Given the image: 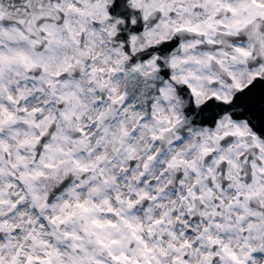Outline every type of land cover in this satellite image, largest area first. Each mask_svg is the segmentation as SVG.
I'll use <instances>...</instances> for the list:
<instances>
[{"label": "clouds", "instance_id": "obj_1", "mask_svg": "<svg viewBox=\"0 0 264 264\" xmlns=\"http://www.w3.org/2000/svg\"><path fill=\"white\" fill-rule=\"evenodd\" d=\"M4 2L23 6L25 0ZM41 2L31 0L34 9L25 14L26 20L32 10H40ZM227 2L235 13L225 10L220 0H120L113 20H107L103 6L111 7L116 0H62L63 15L53 9L51 19L56 25L51 39L57 55L40 74L43 79L26 80L25 69L18 62L5 65V84L20 106L27 108L20 115L33 119V109H44L35 117L39 128L23 120L0 128V140L6 145L0 148V223L4 224L0 259L5 264H11L18 253L16 264H26L27 255L43 257L52 248L59 249L63 264H72V258L83 253L71 247L73 241L65 238V232L78 234L89 252L97 248L96 233L104 239L115 238L121 241L117 250L130 248L135 259L144 251L132 239V232L137 231L149 246L159 245L167 251L161 257L163 264H173L176 255L168 247L169 229L176 232L175 244L184 239L194 242L188 249L191 264H205L204 257L212 251L202 247L207 240L199 241L201 235L218 237L239 251L248 222L256 225L247 234L259 246L264 238V174L259 171L264 167L260 160L264 153L252 147L251 140L247 141L249 147H243L244 138L236 137L220 151L239 167L219 168L216 156L206 159L201 153L205 141L217 146L208 135L209 125L201 123L210 119V112L200 105L193 110L189 91L178 94L183 88L180 77L186 76L203 93L199 99H207L211 94L208 76L223 75L209 56L223 59L239 75L245 66L231 60L237 45L254 46V59L264 62V18L253 19L239 31L229 29L226 25L249 17L254 6L251 0ZM43 3L47 11L55 0ZM69 3L73 9L67 7ZM76 7L81 11H75ZM120 12L134 19L135 25L126 24ZM217 20L223 24H216ZM114 22L120 27L115 28ZM32 28V38L42 40L35 24ZM132 35L137 37L134 42L125 40ZM13 46L33 51L24 41ZM173 57L177 58L174 69L170 64ZM147 60H158L159 65L154 69ZM65 71L66 83H61L56 73ZM172 75L177 77L175 81ZM49 80L54 82L52 87ZM241 83L247 85L246 75ZM161 87L171 89L167 99L160 94ZM7 94L0 103L15 113L17 105L8 104ZM238 102L244 118L256 123L264 108L261 86L242 93ZM202 130L204 135H198ZM174 157L177 166H169ZM253 161L256 169L251 167ZM193 189L196 197L185 199ZM145 191L157 199L138 200L137 193ZM130 200L133 208L128 206ZM110 208L119 216L110 213ZM125 218L135 227L124 223ZM160 218L164 224L155 225ZM108 221L116 227H110ZM213 221H219L221 229ZM188 222L193 233L185 236ZM215 264L229 262L217 258ZM254 264H264V256L255 258Z\"/></svg>", "mask_w": 264, "mask_h": 264}, {"label": "snow or ice", "instance_id": "obj_2", "mask_svg": "<svg viewBox=\"0 0 264 264\" xmlns=\"http://www.w3.org/2000/svg\"><path fill=\"white\" fill-rule=\"evenodd\" d=\"M119 2L120 0H116V3L111 7L103 6V16L105 19L113 20ZM220 2L225 10L235 13L236 9L232 7L230 2H227V0H220ZM251 3L254 6V10L249 17L245 18L243 21L234 20L231 24L226 25V27L229 29L235 28L239 31L240 28L250 23L253 19L264 18V0H251ZM67 7L73 9L74 5L69 3ZM30 9H34L31 0H25L23 6L5 3L4 0H0V99L3 98L4 93L7 91L8 104L15 103L17 105V110L13 113L7 105L0 103V128L5 124L11 125L18 120H23L25 124L33 125L37 128L40 127L35 117L39 113H42L44 109H33V119L21 116V113L27 112V108L21 107L20 100H17L16 97L11 94L10 87L4 82L3 70L6 64L11 66L13 63L18 62L22 64L25 69L26 74L24 78L26 80L31 79L36 81L38 79H43V76L40 74L47 70L49 61L54 60L57 55L55 45L51 39L56 25L51 23V19L53 9H55L57 14L63 15L62 0H55L54 4L49 3L47 11L44 10V3L42 0L39 5L40 10H32L30 19L26 20L25 14H28ZM75 11L80 12L81 9L76 7ZM161 11L163 12L164 9L161 8ZM119 17L124 18L126 24L135 25L136 23L134 19L127 16L124 12H120ZM147 18L148 14L145 13L144 19ZM12 20H14L15 23H12ZM215 23L223 24V21L217 20ZM26 24L28 25L27 28L24 27ZM33 24L36 25V30L39 31L42 40L32 38V33L34 31L32 28ZM65 26L67 27L66 20ZM114 27L119 28L120 25L114 22ZM209 27H212L211 22L209 23ZM181 28H188L189 31L193 32L201 31L199 27L189 28L187 25H181ZM133 30L136 31L135 28ZM145 34L147 35L148 33L146 32ZM129 39L131 42H134L137 37L135 35H132L130 38L125 36V40ZM18 41L26 42L33 51L29 53L22 48L14 47L13 45ZM195 43L199 44L200 42L196 41ZM209 43H212V41L210 40ZM125 47L126 50H128L130 45L126 44ZM38 48H43V51H38ZM254 57V46L243 47L237 45L234 47L231 60L234 63L245 66L238 75L237 71L231 66L226 65L223 59L216 56H209V60L214 61L220 66L223 75L213 73L208 76L211 94L203 101L199 99L203 93L190 82V79L186 76L180 77L183 88L178 90V94L181 91H189L191 93V105L193 110L195 105H200L201 108H207L211 114L210 119L201 121V123L209 125L207 129L208 135L216 142L217 146L211 147L208 141H205L201 145V153L206 159L211 158V156H216L215 163L221 169L229 166L231 168L239 167L237 161L229 159L220 151L221 147H228L236 137L244 138L241 140L243 147H249L247 141L251 140L252 147L264 153V108L261 109L260 116L256 123H253L252 119L244 118L245 113L238 110L241 107V104L238 102V97L249 89H254L257 85L261 86V100L264 101V62H260L254 59ZM146 62L152 65L154 69L159 65L158 60H147ZM170 64L174 69L177 64V58L173 57ZM68 67L70 68L71 65H68ZM66 71L65 73H56L61 83H66V81H63V76L66 75ZM245 75L247 76L246 86L241 83V78ZM176 79L177 77L175 75L171 76V80L175 81ZM47 83L52 87L54 82L49 80ZM159 91L160 94L167 99L171 89L161 87ZM20 93L21 99H25L23 90H20ZM53 95H55V92H53ZM59 99L63 100L64 98L61 96ZM225 106H231V108ZM192 123L194 124L196 121L193 120ZM80 132L84 133V129H80ZM44 134L46 133H42V135ZM198 135H204V131L202 130ZM47 147H49V145H45V148ZM0 148H6L2 140H0ZM228 150H231L230 147ZM17 159H21V157L18 156ZM260 160L264 161V155L260 157ZM175 161L176 158L174 157L173 161L169 162V166H177ZM181 163H186V161H181ZM77 166L83 168L78 161ZM145 167L147 168V165H145ZM190 167H193L194 171H198V169H195L194 165H190ZM251 167L256 169L258 165L253 161ZM208 171L211 172L212 169L209 168ZM259 171L264 174V167H260ZM0 172H3L2 168H0ZM21 179H23V177H21ZM181 183H183V181H181ZM196 195L194 189L190 190L185 199H194ZM248 195L251 196L253 193H249ZM137 196L138 200L157 199L155 196H149L146 191L137 193ZM117 199L119 200V197H117ZM239 199L238 197L237 203H239ZM15 206L16 205L13 203V207ZM128 206L129 208L134 207L131 200ZM108 211L119 216V213H115L111 208L108 209ZM244 222V218H241L240 231L242 233H244ZM61 223H63V221H61ZM95 223L100 225V221L98 220L95 221ZM107 223L110 227H116L112 221H108ZM124 223L128 224L129 227H135L131 225L126 218L124 219ZM154 224L162 226L164 224L163 218L157 219L154 221ZM213 224L218 230L222 227L219 221H213ZM100 226L102 227V225ZM3 228L4 224L0 223V230ZM255 228L256 225L254 223H247V233L252 232ZM85 231H87V229H85ZM152 231L153 229L149 228V232ZM207 231H209V229L206 228L205 232ZM190 233H193V228L191 222H188V227L184 235L187 236ZM247 233H244L240 239L239 251L233 249L229 244L222 243L218 237L212 235H207L206 237L201 235L198 237L199 241L207 240V245H202V247L212 249V251L208 252L204 257L205 264H215L217 258L221 260L226 259L229 264H254L255 258L264 256V238H261L259 246H255ZM131 235L132 239L144 249L140 256L135 259L129 254L130 251H133L132 249L120 248L117 250V247L121 245V241L115 238L104 239L100 237L99 233H96L97 238L95 243L97 248L89 252V249L80 243L82 238L78 234L69 232L64 233L65 238L73 241L71 247L78 253H83V255L74 256L72 258V264H163L161 257H166L168 255L167 251L159 245L149 246L148 242L145 241L143 236L137 231H133ZM166 235L170 238L169 249L176 253L173 257V264H191L189 259L191 253L188 249L194 247V242L184 239L182 243L177 245L175 241L178 237L174 230H167ZM45 247L47 248V245H45ZM18 256L19 253L17 257L12 259L11 264H16ZM104 256H106L107 259H104ZM0 264H5L3 259H0ZM26 264H63V260L59 249L52 248L46 251L43 257L27 255Z\"/></svg>", "mask_w": 264, "mask_h": 264}]
</instances>
